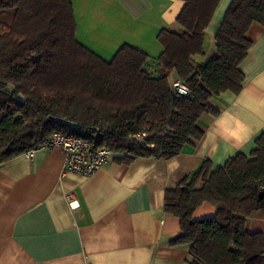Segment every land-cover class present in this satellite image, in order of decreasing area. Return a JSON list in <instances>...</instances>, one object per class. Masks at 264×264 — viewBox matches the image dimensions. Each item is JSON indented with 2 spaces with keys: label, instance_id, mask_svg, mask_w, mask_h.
<instances>
[{
  "label": "trees",
  "instance_id": "16d2710c",
  "mask_svg": "<svg viewBox=\"0 0 264 264\" xmlns=\"http://www.w3.org/2000/svg\"><path fill=\"white\" fill-rule=\"evenodd\" d=\"M183 1L179 29L157 35V58L124 44L104 60L76 39L71 0H0V163L47 146L53 132L107 147L124 164L169 159L198 141L199 116L218 112L212 99L242 88L246 32L264 25V0L231 1L205 63L194 58L205 55L219 0ZM173 78L185 81L188 95L172 91ZM203 201L215 214L193 220ZM163 207L179 219L171 243L189 246L188 264H264V233L247 231L248 219H264V133L248 154L222 165L203 160L165 189Z\"/></svg>",
  "mask_w": 264,
  "mask_h": 264
},
{
  "label": "crops",
  "instance_id": "0c3cea01",
  "mask_svg": "<svg viewBox=\"0 0 264 264\" xmlns=\"http://www.w3.org/2000/svg\"><path fill=\"white\" fill-rule=\"evenodd\" d=\"M232 0H219L205 30V63L214 54V36ZM76 39L104 60L124 44L157 58L161 30L175 22L183 0H71ZM251 41L240 63L242 88L212 99L217 113H202V137L169 159L139 157L130 164L113 158L93 174L64 171L57 147L35 150L0 163V264H188L189 246L172 244L179 219L165 212L164 191L196 170L203 160L222 165L248 154L264 133V25L253 22ZM74 193L78 207L65 195ZM203 201L192 219L213 216ZM247 231L264 233V219L250 218Z\"/></svg>",
  "mask_w": 264,
  "mask_h": 264
},
{
  "label": "built area",
  "instance_id": "2783aa9c",
  "mask_svg": "<svg viewBox=\"0 0 264 264\" xmlns=\"http://www.w3.org/2000/svg\"><path fill=\"white\" fill-rule=\"evenodd\" d=\"M170 84L175 94L182 96L188 95L189 89L185 81L179 78H173ZM47 147H57L63 150L65 155L64 171L74 172L84 176L93 174L101 166L108 163L113 155L107 147L92 150L88 140L60 132H53L51 134ZM34 152L35 150H29L24 155L32 159L34 158ZM65 200L70 208L75 209L78 207L74 193L66 194Z\"/></svg>",
  "mask_w": 264,
  "mask_h": 264
},
{
  "label": "rangeland",
  "instance_id": "374dc122",
  "mask_svg": "<svg viewBox=\"0 0 264 264\" xmlns=\"http://www.w3.org/2000/svg\"><path fill=\"white\" fill-rule=\"evenodd\" d=\"M172 77H173V75H170V76H169V79H171Z\"/></svg>",
  "mask_w": 264,
  "mask_h": 264
}]
</instances>
